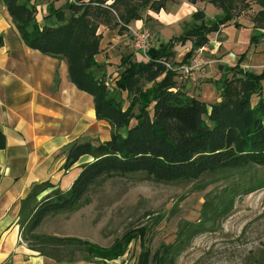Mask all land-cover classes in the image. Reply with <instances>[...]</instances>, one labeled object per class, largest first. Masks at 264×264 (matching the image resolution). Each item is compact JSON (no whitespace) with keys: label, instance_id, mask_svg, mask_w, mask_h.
Returning a JSON list of instances; mask_svg holds the SVG:
<instances>
[{"label":"trees","instance_id":"16d2710c","mask_svg":"<svg viewBox=\"0 0 264 264\" xmlns=\"http://www.w3.org/2000/svg\"><path fill=\"white\" fill-rule=\"evenodd\" d=\"M31 1L0 0L24 44L42 54L64 59L71 82L93 97L96 118L108 122L111 127L109 142L70 148L65 168L71 167L82 155H90L94 161L84 166L67 192L54 190L46 195L45 202L57 200L45 206L57 208L55 212L78 210L81 195L100 175L142 171L157 180L172 181L187 176L182 175L183 172H190L188 177L198 178L220 169L250 165L264 168V98L261 97L264 69L255 74L244 72L239 64L219 66L221 76L213 84L220 101L211 105L209 112L206 104L188 96L175 80L178 65L190 62L199 49L206 47L209 35L218 33L234 19V4L248 5L249 0H210L221 10L218 19L205 23L204 12L197 10L191 15L195 22L190 28L166 43L146 48L141 54L145 61H136L135 54L120 57L116 88L127 94L129 104L125 110L91 72L97 66L95 57L100 53L99 24L103 22L107 28L126 31L131 22L142 21L140 9L146 7L159 13L170 0H75V3L67 4L71 13L67 19L61 10L49 5L44 22L50 24L42 28L35 22V6ZM253 1L261 9L251 21L257 32L250 37V45L264 40V0ZM51 20L61 24L53 25ZM234 26L240 27L237 23ZM187 42H191V48L177 64L173 61L174 48ZM253 96L259 99L252 107ZM132 120L134 126H131ZM50 187L49 184L36 186L24 200L25 205L20 211L21 216L25 214L21 222L23 229L33 231L39 225V216H43L41 212L47 211V207L43 206V201L38 205L36 200ZM137 238H141L137 232L123 235L109 248L76 239L67 241L83 246L95 258L116 260L124 255L132 239ZM44 239L58 241L51 237ZM170 249V246H164L151 256L142 240L137 264H173L178 254H172Z\"/></svg>","mask_w":264,"mask_h":264},{"label":"rangeland","instance_id":"374dc122","mask_svg":"<svg viewBox=\"0 0 264 264\" xmlns=\"http://www.w3.org/2000/svg\"><path fill=\"white\" fill-rule=\"evenodd\" d=\"M69 3L72 2L31 1L35 5V16L39 12L43 16L47 6L53 5L64 13L65 19L71 16L67 9ZM234 5V19L226 28L234 23L253 25L252 18L260 6L253 0H249L248 5L237 2ZM197 10L205 12L207 22L218 19L222 14L210 0H170L160 15L146 7L140 9L141 24L131 22L126 31L107 28L101 22L98 29L100 48H103L101 53L109 61L106 64L108 75L101 73V77L106 78L110 72H116L122 56L135 54V60L145 61L142 51L136 46L137 36L147 34L146 47H157L190 28L195 22L191 15ZM51 21L53 25L61 24ZM163 23L167 26L165 29ZM163 29L165 35L161 33ZM241 34L235 39L243 47ZM217 36L211 34L210 38L220 41L222 37ZM189 50V42L176 46L173 61L177 64L182 62ZM195 56L196 53L190 62L178 65L175 79L177 86L193 96L200 91L198 82H201L202 69L209 66L201 62L196 70L182 71L180 67L191 66ZM111 96L122 104L128 101L120 92ZM251 99L250 104H255L256 97ZM134 125L132 120L131 126ZM181 174L187 176L172 181H160L142 171L100 175L81 195L80 207L73 212H55L57 208L45 205H52L57 199L45 202L42 197L38 202L43 201L47 211L41 212L43 218L39 216L40 223L33 231L22 228L23 242L30 249L35 248L31 250H38L60 264H137L142 240L151 256L162 247L170 246L171 253L178 254L173 264H264V168L250 165L220 169L206 172L198 178L188 177L190 172ZM132 232H137L141 238L132 239L124 255L116 260L95 258L83 246L67 241L76 239L109 248L117 239ZM45 237L58 241H46Z\"/></svg>","mask_w":264,"mask_h":264},{"label":"crops","instance_id":"0c3cea01","mask_svg":"<svg viewBox=\"0 0 264 264\" xmlns=\"http://www.w3.org/2000/svg\"><path fill=\"white\" fill-rule=\"evenodd\" d=\"M46 16L47 9L43 16L38 13L34 17L39 28L47 23L44 22ZM206 18L207 15L205 23ZM134 24H141V21H134ZM237 24L239 28L234 24L230 28L225 25L215 33L222 37L220 41L209 35L208 44L199 52L200 63L209 66L200 73V91L195 96L187 95L206 104L208 112L211 105L220 101L213 84L221 76L219 66L239 64L244 72L255 74L264 69V40L250 45V37L257 31L252 24ZM162 25L164 29L167 27ZM164 29L162 35H165ZM240 33L243 47L235 39ZM189 44L191 48V42ZM101 50L103 48L95 57L97 66L91 69L93 76L102 84L108 77L117 76L118 80L119 69L110 72L106 78L101 77V73L108 75L109 69L106 67L109 61L102 56ZM116 81L115 88L110 92L107 90L110 95L118 92ZM261 87L264 98V80ZM120 93L127 98L125 92ZM255 97L256 104L259 97ZM128 104V101L122 104L123 110ZM110 132L109 123L96 118L93 97L71 82L66 61L28 48L0 2V264H60L46 254L31 250L23 242L21 222L25 214L21 216L20 211L25 205L24 200L42 184L51 187L37 197L38 205L41 202L38 199L54 190L67 192L84 166L94 161L90 155H82L71 167L65 168L70 148L87 143L92 146L107 143Z\"/></svg>","mask_w":264,"mask_h":264},{"label":"built area","instance_id":"2783aa9c","mask_svg":"<svg viewBox=\"0 0 264 264\" xmlns=\"http://www.w3.org/2000/svg\"><path fill=\"white\" fill-rule=\"evenodd\" d=\"M70 1L72 3H75L74 0H70ZM37 8H38V6H37ZM39 14H40V12H39ZM148 38H149V36L147 34L137 36L136 46L140 51H142V53L147 48L146 46L148 44V42H147ZM203 49L204 48H201L196 52L197 56H195L194 60L192 61L191 66H181L180 69L182 71H184L185 73H188L189 71L198 69L201 66L200 59H199L198 55H199V52H201ZM166 67L169 68L170 66L168 64H166ZM117 78H118L117 76L115 78L108 77L106 80L103 81V86L106 88V90H108L110 92L115 88V81L117 80Z\"/></svg>","mask_w":264,"mask_h":264}]
</instances>
